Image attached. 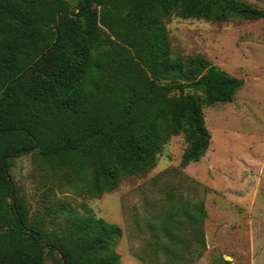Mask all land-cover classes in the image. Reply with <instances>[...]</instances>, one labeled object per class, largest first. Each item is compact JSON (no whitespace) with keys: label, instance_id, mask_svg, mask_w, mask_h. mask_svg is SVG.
I'll list each match as a JSON object with an SVG mask.
<instances>
[{"label":"trees","instance_id":"obj_1","mask_svg":"<svg viewBox=\"0 0 264 264\" xmlns=\"http://www.w3.org/2000/svg\"><path fill=\"white\" fill-rule=\"evenodd\" d=\"M264 17L240 0H0V264H120L121 227L40 192L31 212L10 176V160L30 154L59 189L99 197L124 175L149 170L182 133L180 165L210 143L204 105L230 102L243 79L200 55L173 52L164 19ZM180 210V214L178 212ZM202 204L174 206L153 219L148 255L170 245L182 219L204 246ZM201 253H199L200 256ZM222 264H229L222 259Z\"/></svg>","mask_w":264,"mask_h":264},{"label":"rangeland","instance_id":"obj_2","mask_svg":"<svg viewBox=\"0 0 264 264\" xmlns=\"http://www.w3.org/2000/svg\"><path fill=\"white\" fill-rule=\"evenodd\" d=\"M74 9L77 0H68ZM264 8V0H240ZM171 49L181 55H200L230 75L243 79L232 101L204 105L210 143L198 161L180 165L186 147L182 133L171 136L147 171L124 175L116 188L99 197L59 189L57 179H44L30 154L10 160L9 172L18 194L31 212L49 202L40 192L75 205L83 202L96 217L121 227L115 247L120 264H157L169 259L160 249L151 258V222L174 206L202 204L200 223L204 246L181 221L187 240L170 245L180 264H264V17L249 19L187 18L171 14L164 19ZM180 214V210H178ZM199 253L200 256H199ZM44 264H53L45 258Z\"/></svg>","mask_w":264,"mask_h":264}]
</instances>
